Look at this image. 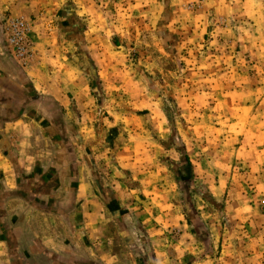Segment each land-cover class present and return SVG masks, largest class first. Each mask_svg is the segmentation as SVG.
<instances>
[{
    "label": "rangeland",
    "instance_id": "374dc122",
    "mask_svg": "<svg viewBox=\"0 0 264 264\" xmlns=\"http://www.w3.org/2000/svg\"><path fill=\"white\" fill-rule=\"evenodd\" d=\"M68 3L79 24L53 36L50 73L60 84L81 71L91 79L97 100L83 123L74 112L75 136L96 156L118 152L120 170L131 167L150 241L170 264H264L256 222L264 214V6ZM7 256L0 247V264Z\"/></svg>",
    "mask_w": 264,
    "mask_h": 264
},
{
    "label": "crops",
    "instance_id": "0c3cea01",
    "mask_svg": "<svg viewBox=\"0 0 264 264\" xmlns=\"http://www.w3.org/2000/svg\"><path fill=\"white\" fill-rule=\"evenodd\" d=\"M68 2L0 0V247L7 264H170L147 234L131 167L120 170L118 152L96 156L75 136L74 112L83 123L97 100L91 79L81 71L78 83L60 84L50 73L53 36L68 37L79 24ZM8 13L30 26L25 65L4 42ZM256 222L264 229V214ZM185 236L176 244L182 257Z\"/></svg>",
    "mask_w": 264,
    "mask_h": 264
},
{
    "label": "built area",
    "instance_id": "2783aa9c",
    "mask_svg": "<svg viewBox=\"0 0 264 264\" xmlns=\"http://www.w3.org/2000/svg\"><path fill=\"white\" fill-rule=\"evenodd\" d=\"M4 42L13 59L25 65L33 54L30 27L21 18L8 16L4 23Z\"/></svg>",
    "mask_w": 264,
    "mask_h": 264
}]
</instances>
